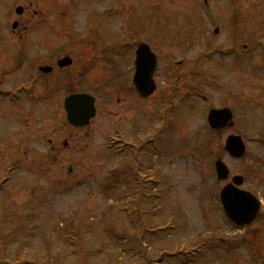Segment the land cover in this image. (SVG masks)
<instances>
[{
    "label": "rangeland",
    "instance_id": "374dc122",
    "mask_svg": "<svg viewBox=\"0 0 264 264\" xmlns=\"http://www.w3.org/2000/svg\"><path fill=\"white\" fill-rule=\"evenodd\" d=\"M255 6L241 0L245 43L257 31L264 35V19L253 22L264 6ZM11 8L12 0H0V54L13 46L6 25ZM116 24L105 28L112 38L142 27L130 18L118 30ZM217 38L224 40L218 52L189 54V66L176 67L175 75L170 62L180 55H159L156 95L127 96L122 129L114 135L134 143L124 149L109 146L107 122L116 120L99 116L89 135L80 133L81 148L66 153L70 159L33 164L35 153L47 154L54 127L44 110L56 97H23L18 105L34 110L25 118L4 109L14 102L0 96L6 112L0 111V264H264V222L245 228L231 223L219 200L227 180L218 179L215 167L222 158L231 177L256 158L257 171L248 180L264 195V110L253 106L255 86L244 81L264 78V66L254 63L261 51L240 46L236 61L233 52L224 53L231 37ZM4 62L0 58V66ZM237 79L241 84L233 85ZM105 96L100 94L102 111ZM225 104L234 105L236 125L213 131L208 112ZM233 133L247 144L242 161L225 149ZM71 161L72 176L59 179Z\"/></svg>",
    "mask_w": 264,
    "mask_h": 264
},
{
    "label": "flooded vegetation",
    "instance_id": "af4514ba",
    "mask_svg": "<svg viewBox=\"0 0 264 264\" xmlns=\"http://www.w3.org/2000/svg\"><path fill=\"white\" fill-rule=\"evenodd\" d=\"M189 2L187 8L186 3ZM227 2L228 5L226 0H12L6 25L8 23L11 27L9 34L13 46L5 47V52L0 54V58L8 61L0 66V85L7 81L9 87L3 89L0 96L8 97L14 103L7 104L4 109H8L10 113L19 111L18 115L26 118L34 110L18 105L23 97L42 100L56 97L55 101L50 100L53 104L47 105L44 110V117L48 116L52 120L51 126L54 127L53 135L46 142L47 156L34 152L33 164H57L64 159H70L66 153H73L81 148L80 133L89 135V129L99 116L106 117L108 121L116 120V124L112 125L107 122L108 130L111 131L110 138L114 140H111L110 147L118 146V149H122V146H132L131 143L114 136L122 129L123 114L127 111V96L134 93L136 97L138 95L141 99H147L155 96L157 91L156 88L151 95L144 96L134 83L135 60L139 49L157 56L158 65L154 73L156 85V72L162 61L159 55H180L178 59L173 58L170 62V69H173L175 75L176 67L189 66V54L196 53L206 57L218 52L220 43L224 41L218 40L219 36L231 37L227 53L233 52L234 60L238 61L242 57L239 50L242 46L243 49H251L253 52L260 50L262 59L255 60L254 63L258 68L264 66V35L257 31L246 43L243 42L245 39H242L243 32L240 29L241 0ZM252 4L261 9L264 0H252ZM187 10L190 12L187 13ZM259 17L264 19V14H255L253 22ZM129 18L136 19L142 27L130 33L126 30L114 33L117 35L114 38L105 32V28H109L116 21L118 30L121 25L129 22ZM64 58L71 59V62L62 64ZM236 81L233 85L241 84V79ZM244 81L255 86L252 87L250 97L253 106L264 110V78ZM82 83L91 88L81 89ZM83 93L95 97L97 111L89 124L75 125L68 119L66 98L72 94ZM101 93L106 95L104 111L99 109ZM230 105L217 108H234L233 104ZM0 111L6 113L3 109ZM234 118L233 111L232 125L214 129L209 123L208 126L213 131H227L235 127ZM260 145L264 147V142ZM15 151H18L17 148ZM228 154L230 155L229 152ZM243 157L232 158L242 161ZM26 159L29 161L28 157ZM262 160L264 166V159ZM74 166L75 161H71L68 173L60 172L59 179L71 177ZM255 171L257 159L252 158L243 173H234L227 179L226 184L232 182L235 175H242L244 179L239 187L263 201L257 220L251 224L257 226L264 222V195L248 180V176L254 175Z\"/></svg>",
    "mask_w": 264,
    "mask_h": 264
},
{
    "label": "water",
    "instance_id": "95a60500",
    "mask_svg": "<svg viewBox=\"0 0 264 264\" xmlns=\"http://www.w3.org/2000/svg\"><path fill=\"white\" fill-rule=\"evenodd\" d=\"M70 62L69 58L61 61L62 64ZM135 62L134 83L142 95L149 96L157 88L154 79L158 65L157 56L139 49ZM66 109L72 124L87 125L96 115L95 97L87 93L72 94L66 98ZM232 120L233 112L228 107L214 108L208 115L209 124L213 128L232 125ZM226 149L233 157L240 158L245 154L246 144L241 135L232 134L226 140ZM216 169L220 180L228 179L230 169L222 159L216 161ZM243 179L242 175H235L233 181L226 184L220 192V200L227 216L232 223L240 227L250 225L257 220L262 204L253 193L239 187Z\"/></svg>",
    "mask_w": 264,
    "mask_h": 264
}]
</instances>
